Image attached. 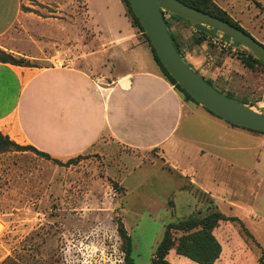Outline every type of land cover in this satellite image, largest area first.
I'll return each instance as SVG.
<instances>
[{
    "label": "crops",
    "instance_id": "1",
    "mask_svg": "<svg viewBox=\"0 0 264 264\" xmlns=\"http://www.w3.org/2000/svg\"><path fill=\"white\" fill-rule=\"evenodd\" d=\"M81 1L85 28L76 27L77 39L62 44L43 32L45 23L60 31L61 19L22 13V0H0V51L38 64L0 63V133L58 160L98 152L105 141L130 156L154 151L167 170L178 175V182L186 181L206 197L204 211L197 207V212H207L209 206L219 211L221 202L232 211L224 216L264 232L253 207L227 199L224 189L241 181H264V135L229 125L184 101L161 75L121 0ZM36 2L58 16L64 8L77 7L75 0ZM29 22L42 27L33 33L35 39L28 34ZM189 29L196 32L184 22H169L184 61L197 72L207 53L203 43L184 37L183 30ZM62 53L69 55L71 66L52 68L50 61ZM249 159L252 164H247ZM235 170L244 179H237ZM218 230L213 234L221 254L215 264L223 258L222 241L228 244L217 236Z\"/></svg>",
    "mask_w": 264,
    "mask_h": 264
},
{
    "label": "rangeland",
    "instance_id": "2",
    "mask_svg": "<svg viewBox=\"0 0 264 264\" xmlns=\"http://www.w3.org/2000/svg\"><path fill=\"white\" fill-rule=\"evenodd\" d=\"M75 2L76 9L64 8L60 16L52 15L56 10L43 9L36 0H22L21 11L41 18L55 16L61 19L60 31L51 23H45L43 32L66 44L76 40L77 28L84 26L82 1ZM212 2L264 46V0ZM127 18L130 20L129 16ZM28 28V34L34 39L33 33L42 29L31 22ZM16 30L21 32L18 27ZM134 30L148 46L138 29L134 27ZM183 35L191 42L197 33L189 29L183 30ZM214 35L212 33L209 37ZM203 44L207 54L197 71L202 78L221 94H227L239 103H247L264 115L262 67L244 68L239 58L248 51L236 44L235 52L221 50L209 39ZM68 56L62 53L53 58L50 65L53 60ZM28 62L38 65L35 61ZM77 157L80 158L75 165L64 168L30 151L0 154V264H123L118 220L131 237L134 264H151L164 227L188 217L193 209L194 213L199 211L197 207L204 211L207 204L206 197L195 194L186 181L178 182V175L168 171L154 151L130 156L128 150L105 141L98 147V152L59 161L65 163ZM255 160L254 157L253 163ZM250 161L247 160V164H252ZM237 173L239 170L233 172L237 179H244ZM178 183L180 190L185 192L177 189ZM230 187H224L225 191L228 190L226 198L250 204L258 213L257 222L263 225L264 181H241L230 184ZM213 208L209 206L208 210L213 211ZM219 211L225 215L232 212L221 202ZM246 229L254 239L248 236ZM217 236L228 241V244L222 241L223 258L219 264H259L264 253V232L249 222L245 228L234 221L221 224ZM169 261L171 264H196L175 253L169 255Z\"/></svg>",
    "mask_w": 264,
    "mask_h": 264
},
{
    "label": "trees",
    "instance_id": "3",
    "mask_svg": "<svg viewBox=\"0 0 264 264\" xmlns=\"http://www.w3.org/2000/svg\"><path fill=\"white\" fill-rule=\"evenodd\" d=\"M177 1L183 5H186L188 7L194 8L196 10H199L201 12H204L208 15H211L215 18H218L224 22H227L228 24L232 25L235 28L241 29L237 23H235L223 10L219 9L217 6L214 5L212 0H174ZM124 7L126 8V11L128 13V16L130 18L131 26L134 28L136 27L138 31L141 33L142 36H144L148 47L150 48V51L152 53L153 59L156 62L159 71L163 78L173 86V88L182 96L184 101L192 102L196 105H198L194 100H192L187 93L183 89H181L175 81L169 76V74L166 72V70L163 68L161 63L159 62L154 50L149 44V41L147 37L145 36L143 29L139 25L137 19L135 18L129 3L127 0H121ZM127 16V15H126ZM127 16V17H128ZM172 19L183 21L182 19L172 17ZM188 25V23H186ZM165 25L169 31V22L165 21ZM196 30L197 36L194 39V43L196 45L202 44L206 39L209 38V36L212 33H216L213 30L206 29L204 27L198 26L193 27ZM242 30V29H241ZM171 40L173 42L174 48L177 51V53L180 55V57L183 59L182 53L180 52L179 46L177 45L175 38L172 36V34L169 32ZM236 44V43H235ZM238 46V44H236ZM239 56V54H238ZM242 66L244 68L252 70L255 65H260L262 69L264 70V66L257 58H255L251 53L248 52L247 55L241 54V58H239ZM0 63L3 64H10L14 66L19 67H36V65H33L32 63H29L23 58H17L11 54H7L3 51H0ZM189 66V65H188ZM196 72V71H195ZM197 73V72H196ZM204 79V78H203ZM204 81L212 86V84L205 80ZM213 87V86H212ZM215 89V88H214ZM221 93V92H219ZM227 98L232 99L231 96H227V94H224ZM236 101V100H235ZM244 105H247V103H241ZM206 110V109H205ZM207 111V110H206ZM210 113L209 111H207ZM213 115L212 113H210ZM215 116V115H213ZM216 117V116H215ZM220 119V118H219ZM229 124V123H228ZM231 125V124H229ZM234 126V125H232ZM236 127V126H234ZM250 131V130H249ZM254 133H260L256 131H252ZM34 152L36 155L46 159L50 160L55 165H58L59 167H70L75 165L78 162V159L80 157H77L76 159H69L65 163H62L61 161L57 159L51 158L49 155L39 152L36 149H34L31 146H21L16 144L15 142L11 141L7 136H4L0 133V154L3 153H9V152ZM184 190V189H181ZM195 194L203 195V193H200L199 191L195 190ZM237 221L234 218H228L224 216L222 213L217 211L215 208L208 210L205 214H202L201 212H196L193 215H190L186 218L178 219L176 222L170 223L164 227L163 235L159 243L157 244L153 255L151 257V264H170L168 261V255L170 252H174L178 256H182L184 258L189 259L190 261L196 263V264H215V262L219 259L221 254V247L216 240L213 232L216 229H219V226L225 222H234ZM245 230V229H244ZM117 233L119 235V238L122 241V252H123V264H134L132 259V240L131 237L126 233V230L124 229L123 224L118 220L117 221ZM250 237V234L247 233ZM259 264H264V253L262 252V255L260 256L258 260Z\"/></svg>",
    "mask_w": 264,
    "mask_h": 264
},
{
    "label": "water",
    "instance_id": "4",
    "mask_svg": "<svg viewBox=\"0 0 264 264\" xmlns=\"http://www.w3.org/2000/svg\"><path fill=\"white\" fill-rule=\"evenodd\" d=\"M127 1L159 62L192 100L231 125L264 133L263 114L256 112L250 105L241 104L219 93L180 57L174 48L162 12L182 19L191 27L201 26L223 35L251 53L264 66L263 45L257 43L243 30L174 0Z\"/></svg>",
    "mask_w": 264,
    "mask_h": 264
},
{
    "label": "built area",
    "instance_id": "5",
    "mask_svg": "<svg viewBox=\"0 0 264 264\" xmlns=\"http://www.w3.org/2000/svg\"><path fill=\"white\" fill-rule=\"evenodd\" d=\"M162 18L164 21L167 22L172 20V16L165 12H162ZM208 39L221 50H230L232 52H235L236 50L235 43L225 38L223 35L219 33H215L213 37H209ZM70 66H71V62L68 58L53 60V62L51 63V67L55 69H67Z\"/></svg>",
    "mask_w": 264,
    "mask_h": 264
}]
</instances>
